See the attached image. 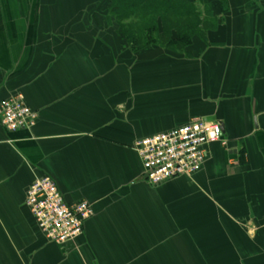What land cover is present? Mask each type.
Wrapping results in <instances>:
<instances>
[{"label": "crops", "instance_id": "1", "mask_svg": "<svg viewBox=\"0 0 264 264\" xmlns=\"http://www.w3.org/2000/svg\"><path fill=\"white\" fill-rule=\"evenodd\" d=\"M209 2L229 9L208 44L177 53L131 51L104 0H0V104L39 114L0 119V264H264V0ZM195 118L228 146L152 185L135 142ZM44 175L93 206L76 241H49L26 204Z\"/></svg>", "mask_w": 264, "mask_h": 264}, {"label": "built area", "instance_id": "2", "mask_svg": "<svg viewBox=\"0 0 264 264\" xmlns=\"http://www.w3.org/2000/svg\"><path fill=\"white\" fill-rule=\"evenodd\" d=\"M38 117V112L20 93L0 104L1 123L10 132L31 130ZM215 143L228 146L222 122L195 118L185 125L137 140L134 149L142 161L143 177L152 185H159L199 172ZM26 204L44 236L61 245L81 237L85 221L93 214V206L87 200L67 203L55 180L47 175L29 186Z\"/></svg>", "mask_w": 264, "mask_h": 264}, {"label": "trees", "instance_id": "3", "mask_svg": "<svg viewBox=\"0 0 264 264\" xmlns=\"http://www.w3.org/2000/svg\"><path fill=\"white\" fill-rule=\"evenodd\" d=\"M107 16L114 22L130 50L153 46L184 53L195 37L208 44L207 33L218 27L228 12L216 16L209 0H104Z\"/></svg>", "mask_w": 264, "mask_h": 264}, {"label": "water", "instance_id": "4", "mask_svg": "<svg viewBox=\"0 0 264 264\" xmlns=\"http://www.w3.org/2000/svg\"><path fill=\"white\" fill-rule=\"evenodd\" d=\"M223 129H224V127H223Z\"/></svg>", "mask_w": 264, "mask_h": 264}]
</instances>
